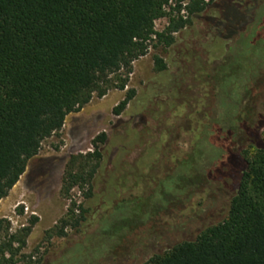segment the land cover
I'll return each mask as SVG.
<instances>
[{
	"label": "rangeland",
	"instance_id": "obj_1",
	"mask_svg": "<svg viewBox=\"0 0 264 264\" xmlns=\"http://www.w3.org/2000/svg\"><path fill=\"white\" fill-rule=\"evenodd\" d=\"M187 1L182 2L180 12L185 17ZM206 1L211 11L196 17L197 27L188 32L202 37L208 32L206 44L201 40L192 43L189 37L181 44L178 32L174 33L177 42L173 47L153 42L147 54L133 62L125 89L118 87L120 79L114 75L106 95L95 96L70 113L62 129L43 141L19 181L0 201V264H139L156 251L195 238L204 226L228 212L234 194L232 181L222 174L227 169L218 171L220 160H211L210 152L215 147L226 151L243 145L234 130L231 135L222 132L223 124L238 127L240 121L235 117L239 115L264 120V0H234L239 6ZM176 6L177 0L170 1L169 14L155 21L156 30L169 26L170 18L177 14L173 10ZM224 13L233 20L224 27L216 26L225 20ZM247 20L242 36L261 24L262 31L254 33L262 39L260 45L251 49L241 43L233 51L230 45L240 42L242 36L224 40L223 34L234 31L236 22L244 25ZM186 43L192 44L187 47ZM156 55L166 60L168 71L157 72ZM230 60L229 65L245 78L249 92L238 87L239 95L236 90L232 97L226 95L240 103L229 112L234 115L231 123H225L228 111H221L217 85ZM235 73L230 72L228 93L238 82ZM129 88L137 95L116 115L114 109ZM205 130L210 141L197 146ZM102 132L107 134L106 141L96 145L94 141ZM260 132L264 137V128ZM96 146L103 151L99 160L89 156ZM202 150L201 155L197 153ZM195 152L197 166L184 167L183 161ZM100 161L92 198L86 197L88 184L76 185L69 194L64 192L63 179L70 170L79 171L82 165L90 170ZM178 180L191 186L177 190ZM169 192L174 195L169 196ZM73 201L76 214L79 204L86 208L98 205L88 213L84 229L66 225V235H58L61 219ZM127 206L129 213L124 210ZM124 216L130 218L128 227L114 230L117 223L113 222L123 223ZM29 226V233L23 231ZM13 235L16 239L9 247Z\"/></svg>",
	"mask_w": 264,
	"mask_h": 264
},
{
	"label": "trees",
	"instance_id": "obj_2",
	"mask_svg": "<svg viewBox=\"0 0 264 264\" xmlns=\"http://www.w3.org/2000/svg\"><path fill=\"white\" fill-rule=\"evenodd\" d=\"M170 1L0 0V201L19 181L29 160L39 153L43 141L62 129L70 113L79 111L93 97L106 95L115 81L114 75L120 79L118 87L125 89L127 77L133 72V62L146 55L153 42L173 47L177 42L174 33L178 32L181 44H185L184 39L188 37L192 43L200 40L207 43V29L203 37L188 33L197 27L196 17L211 11L210 2L206 0L187 1V17L180 14L184 0H177L173 9L177 14L170 18L169 26L163 31L155 29V21L169 14ZM222 1L240 5L234 0ZM223 17L225 20L216 26L224 27L233 20L228 13ZM247 26L248 20L244 25L236 22L235 30L226 32L222 38L242 36ZM259 27L242 36L240 42L236 40L230 45L231 49L234 51L241 43L251 49L259 46L262 39H258L259 34L254 35L257 30L262 31L261 24ZM192 43H186L187 47ZM230 63L231 60L225 65L226 73H221L217 85L221 111H228L225 123H231L234 115L229 112L240 103L228 97H232L235 90L239 95L238 87H242L244 93L249 92L245 78L242 79L237 74L238 68ZM155 67L158 73L170 69L166 60L158 55ZM232 71H236L238 82L233 81L235 87L228 93ZM136 95V90L129 88L114 113L120 115ZM235 120L240 121L238 127L232 128V124L220 127L228 135L234 130L243 145L226 151L215 147L210 152L211 160H220L222 167L218 171L227 169L222 174L232 181L234 194L228 212L222 219L204 226L195 238L183 239L165 250L156 251L139 264H264V137L260 132L264 120L250 115L243 118L239 115ZM209 134L205 130L197 146L208 143ZM106 138L107 134L102 132L94 142L97 145ZM204 151L196 152L201 155ZM196 152L183 161L184 167L194 169L197 166ZM89 156L99 160L103 151L97 147ZM87 166L82 165L79 171L70 170L65 175V193L69 194L78 184H88L86 197L94 196V182L101 161L90 170ZM186 186L178 180L175 189ZM171 193L169 196L174 195ZM96 205L98 203L86 208L79 204L76 214L73 201L67 215L61 219L63 226L57 234L66 235V225L84 229L88 213ZM124 210L129 213L131 208L127 206ZM129 219L124 216L121 220L124 224L113 222L117 226L112 227L119 232L128 227ZM30 230V226L23 228L27 233ZM15 239V235L11 236L7 245L12 246ZM1 250L5 252L4 247Z\"/></svg>",
	"mask_w": 264,
	"mask_h": 264
}]
</instances>
